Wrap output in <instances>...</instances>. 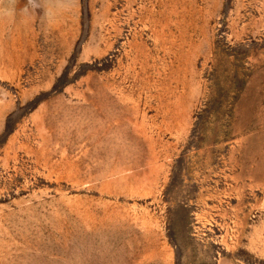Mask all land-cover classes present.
I'll return each instance as SVG.
<instances>
[{
    "label": "rangeland",
    "instance_id": "rangeland-1",
    "mask_svg": "<svg viewBox=\"0 0 264 264\" xmlns=\"http://www.w3.org/2000/svg\"><path fill=\"white\" fill-rule=\"evenodd\" d=\"M52 14L0 27V264H264V0Z\"/></svg>",
    "mask_w": 264,
    "mask_h": 264
},
{
    "label": "clouds",
    "instance_id": "clouds-1",
    "mask_svg": "<svg viewBox=\"0 0 264 264\" xmlns=\"http://www.w3.org/2000/svg\"><path fill=\"white\" fill-rule=\"evenodd\" d=\"M66 0H0V27L8 30L18 22H31L37 16L51 24L55 17L52 10L64 5Z\"/></svg>",
    "mask_w": 264,
    "mask_h": 264
}]
</instances>
